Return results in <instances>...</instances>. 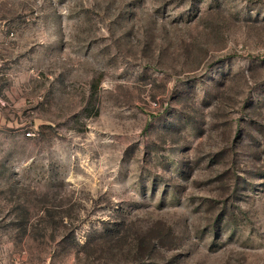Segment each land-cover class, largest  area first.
I'll return each instance as SVG.
<instances>
[{
    "label": "rangeland",
    "instance_id": "1",
    "mask_svg": "<svg viewBox=\"0 0 264 264\" xmlns=\"http://www.w3.org/2000/svg\"><path fill=\"white\" fill-rule=\"evenodd\" d=\"M139 236L264 264V0H0V264Z\"/></svg>",
    "mask_w": 264,
    "mask_h": 264
},
{
    "label": "trees",
    "instance_id": "2",
    "mask_svg": "<svg viewBox=\"0 0 264 264\" xmlns=\"http://www.w3.org/2000/svg\"><path fill=\"white\" fill-rule=\"evenodd\" d=\"M125 243V242H124ZM136 243L137 244H135V247H134V249H133V252H136V256H134L133 258H135V259H133L132 261H130L131 263H133V264H146V260L144 259V256H145V242L144 241H142V239L140 238V236H139V238L136 240ZM127 244V243H126ZM125 244V245H126ZM123 246V245H122ZM133 245H131L130 247H129V249H128V253H132L133 254V252L130 250V248L132 247ZM119 248L121 249L122 247L121 246H119ZM110 251L112 252V248L110 249Z\"/></svg>",
    "mask_w": 264,
    "mask_h": 264
},
{
    "label": "built area",
    "instance_id": "3",
    "mask_svg": "<svg viewBox=\"0 0 264 264\" xmlns=\"http://www.w3.org/2000/svg\"><path fill=\"white\" fill-rule=\"evenodd\" d=\"M28 136H31V134H28Z\"/></svg>",
    "mask_w": 264,
    "mask_h": 264
}]
</instances>
